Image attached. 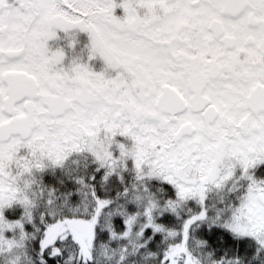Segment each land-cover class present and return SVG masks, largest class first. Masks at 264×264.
Listing matches in <instances>:
<instances>
[{"label":"snow or ice","instance_id":"1","mask_svg":"<svg viewBox=\"0 0 264 264\" xmlns=\"http://www.w3.org/2000/svg\"><path fill=\"white\" fill-rule=\"evenodd\" d=\"M0 264H264V0H0Z\"/></svg>","mask_w":264,"mask_h":264}]
</instances>
